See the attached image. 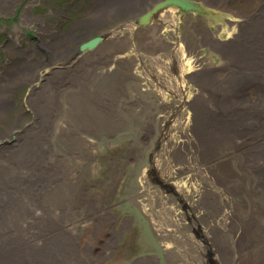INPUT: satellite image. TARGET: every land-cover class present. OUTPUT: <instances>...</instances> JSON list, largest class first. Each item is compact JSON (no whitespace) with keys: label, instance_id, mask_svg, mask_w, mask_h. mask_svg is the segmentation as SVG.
<instances>
[{"label":"rangeland","instance_id":"1","mask_svg":"<svg viewBox=\"0 0 264 264\" xmlns=\"http://www.w3.org/2000/svg\"><path fill=\"white\" fill-rule=\"evenodd\" d=\"M122 2L124 0H12L9 7L0 12V101L1 104L4 103V112L0 116V150L13 149L15 156H19V151L21 152L12 167L0 175V207L5 198L9 205L25 202V199L29 198L28 181L46 173L35 168L38 160H45L46 176L57 174L56 166L53 171L48 168L50 157L64 161L72 160L77 166L81 162L75 161L73 155L81 161L85 160V163L81 164L85 171L75 194V204L80 207L74 216L78 219L76 223L81 224L82 231L79 229V237L76 238L77 246H80L77 248L79 256H76L73 264L77 261L75 264H146L145 260H151L153 255H161L165 261L167 256L164 239L156 235L150 224L152 219L144 215L143 208L142 199H145L146 203L148 201L153 205L151 215L159 209L166 211L158 196L148 198L152 188H161L157 181L161 179L150 178V175L156 173L153 169L161 163L159 151L162 140L166 141L163 129L155 126V118L152 120L149 115L158 117L166 112V115L173 112L172 125L179 123L177 128L182 131L187 118H181V114L192 112L194 102L184 105L178 102L179 99H175L170 91L154 84L150 85L142 62L145 51L138 46L134 50L126 49L121 43L115 48L108 47V58L100 57L98 53L102 52L98 50V57L95 54L89 55L94 61H99L100 65L96 64L97 66L104 68L96 69V72L90 74H82L83 71L76 73V79L88 76L77 87H60L62 82L74 79L71 76L73 69L69 72L65 70L75 64L72 61L74 57L81 56L79 46L84 41L100 34L105 35L112 30H118V34H115L116 40L126 34L123 25L136 19L140 12L132 13L139 9L132 12L120 9ZM144 3L138 6L142 7ZM215 3L219 6L227 3L229 8L225 12L228 16L232 12L239 16L253 12L255 7L259 10L264 0H215ZM184 6L188 12H193L189 3H184ZM25 13L29 17H25ZM201 13L204 12L193 16L191 13H184L183 9L179 10V33L209 28L213 33L221 32L223 38L226 33L236 31L234 25L229 27L228 22L220 21L227 14L221 16ZM173 31L159 32L152 37L146 25H137L133 36L137 43L154 38L157 45L158 42H163L165 37L168 39L164 41L172 43V34L176 32ZM65 49L67 50L64 51ZM199 49L205 69L220 72L222 76L232 73L233 69L227 66L226 60L217 49L211 45H204ZM136 50L140 52L135 53ZM168 54L166 56L171 55ZM137 56L139 61L136 60ZM83 59L84 57L78 62L76 59L75 62L80 63ZM122 67L125 72L117 73ZM20 72H26L27 76L14 81ZM112 82L120 84L121 94L111 92L114 94L105 108L114 107L121 120L117 122V119H111L108 121V131L92 135V140L82 145L79 140L75 141V138H84L86 135L79 133L78 114L75 113L77 110L69 103V98L73 96L79 101L81 93L83 95L88 93V90L98 91L96 88L101 90L105 85L111 89ZM188 82L184 98L197 100L200 98V88L194 80L190 79ZM246 85L244 95L255 100L258 94L256 88L252 84ZM230 98L234 99L235 96L231 95ZM136 100L141 101L140 105ZM128 102L133 103L132 106L127 104ZM34 108L40 111L52 108L58 112L51 118L52 125L47 124L50 129L47 136L49 151L46 154L34 147L36 144H42L41 131L34 133L39 128H31L32 125H41L36 120ZM114 124L125 125V128H120V125L113 128ZM183 133L172 134L167 138L168 144L170 141L183 140L178 137ZM80 141L84 143V139ZM25 153L26 156H22ZM246 156L245 151L237 150L215 157L210 163L223 174L232 177L234 183L243 186L246 197L245 200H240L264 224V188L262 185L260 187L252 162H248ZM87 157L90 159H86ZM182 165L185 169L176 172L181 175L170 185L173 189L179 186L181 194L185 195L184 188L190 186L189 189H197V181H188V177H192L190 172L193 171L187 170V164ZM162 188L165 190L166 185H162ZM165 193L172 194L168 200V211L173 208L181 218L185 213L191 220L194 210L189 207L186 198L178 196L177 192ZM30 201H27L26 206ZM90 205L96 208L97 213H106L102 222L109 220L104 225L99 226L85 218L84 212L90 209ZM175 218L170 216V221L156 219L157 222L164 223L167 231L172 233L179 229ZM99 219L101 220V217ZM89 222L93 223L86 224ZM178 224L182 225L179 222ZM111 227L116 232L111 233ZM108 243L112 244V249L108 250L110 254H106L105 246ZM249 246L240 253L238 264H264V236Z\"/></svg>","mask_w":264,"mask_h":264},{"label":"bare ground","instance_id":"2","mask_svg":"<svg viewBox=\"0 0 264 264\" xmlns=\"http://www.w3.org/2000/svg\"><path fill=\"white\" fill-rule=\"evenodd\" d=\"M11 1L0 0V12L9 7ZM155 1L124 0L119 6L120 9L127 12L139 9L132 13L140 12L136 19L123 25L126 34L116 40L115 34H118V30H112L103 34L104 38L97 46L80 50L83 55L81 54L79 58L74 57L72 61L75 64L65 70L69 72L73 69L71 76L74 79L62 82L60 87H77L85 77L76 79V73L83 71L82 74H90L96 72V69L104 68L96 65H100L99 61L90 58L98 51L102 52V54L98 53L100 57L108 58L110 54L108 47L115 48L118 43L123 44L126 49L134 50L138 46L145 51L142 62L149 84L170 91L174 98H178V102L184 105L194 102L192 112L181 114V118H187L182 131L177 128L179 123L172 125L171 111H168L171 115H166L167 112L158 117L149 115L150 119L155 118V126L163 129L167 142L162 140L159 151L161 163L153 169L158 175L156 173L150 175V178L161 179H157L161 188H152L148 198L158 196L159 201L162 202L161 206L166 208V211L159 209L151 215L150 210L153 205L148 201L146 203L145 199H142L143 208L144 215L152 219L150 224L156 235L163 237L167 256L165 261L162 260L163 256L153 255V258L145 260V263L238 264L240 253L247 250L254 241L263 238L264 224L242 202L246 197L243 186L234 183L232 177L214 168L210 161L228 152L243 150L247 155V161L252 162L260 187L262 185L264 188V4L259 10L255 7L253 12L242 13L239 16L231 11L233 15L228 16L225 12L229 8L227 3L219 6L215 0ZM143 2L145 3L142 7L138 6ZM184 3H189L193 12H188ZM182 9L184 13H191L193 16H197L201 11L207 15L227 14L220 21L228 22L229 27L234 25L236 31L231 34L226 33L223 38L221 32L213 33L209 28L179 33L178 14ZM25 17L29 15L25 13ZM137 25H146L152 37L159 32L174 30L176 31L172 34L174 41L172 43L164 41L168 39L165 37L162 39L163 42H158L157 45L154 38L151 41L146 39L145 42L137 43L133 36ZM223 28L222 25V31ZM204 45H211L222 54L227 66L233 69L231 74L226 75L228 77L204 68L199 49ZM136 52L140 51L136 50ZM168 53L171 55L166 56L169 55ZM83 57L80 63H76ZM136 60L139 61V56ZM119 72H125V68L118 69L117 73ZM26 76V72H20L13 80H21ZM87 78L88 76L85 80ZM190 79L200 88V98L197 100L184 98ZM246 84H252L256 88L258 94L255 100L244 95ZM110 86L113 91L105 85L101 90L96 88L98 91L88 90V93L83 95L81 93L79 101L73 96L69 98V103L77 110L75 113L78 114L79 133L86 135L84 138H75V141L79 140L82 145L89 143L92 135L96 136L108 131V121L111 119H117V122L121 120L114 107L105 108L114 94L111 92L119 94L121 91L119 83L112 82ZM231 95L235 98L231 99ZM140 102L136 100L139 105ZM3 104L0 101V116L4 112ZM127 104L132 106L133 103ZM57 114V110L52 108L43 111L37 109L36 120L41 125L31 126L33 130L39 128L34 132L35 134L41 131L42 144H36L34 147L45 154L49 151L47 136L50 127L47 124L52 125L51 118ZM118 125L120 124H114L113 128ZM120 128H125V125H120ZM187 130L189 131L186 134ZM173 132H184L178 135L179 139L183 140L170 141L169 145L167 138H170ZM175 137L177 138L176 134ZM80 139H84V143ZM20 156V151L19 156H15L13 149L0 150V175L12 167ZM22 156H26V153ZM73 159L81 162L80 165H75L72 160L64 161L50 157L49 170L53 171L55 166L57 169V174L51 176H46L45 160H38L35 168L46 173L28 181L30 195L27 197L29 198H23L25 202H15L13 205H9L6 198L3 199L0 207V264H73L76 256H79L77 248L80 246H77L76 238L79 237L81 224L79 221V224L76 223L78 219L74 214L78 213L76 210L80 206L75 204V194L85 171L81 166L85 160H79L76 155H73ZM86 159L89 160L90 157ZM182 164H187V170L193 171L190 172L192 177H188V181H197L195 184L197 189H189L190 186L184 188L185 195L181 194L179 186L173 189L170 185L181 175L176 172L185 169ZM26 173L30 175L28 171ZM162 185H166L165 190ZM166 191L177 192L178 196L186 198L189 207L194 210L191 220L185 216V213L181 218L173 208L168 211V200L172 194H167ZM27 201H30L28 206H26ZM105 214L97 213L96 208L91 205L90 209L84 212L86 219L94 221L99 226L109 220L102 222ZM170 216L176 217L175 224L179 227L172 233L167 231L164 223H159L156 219L170 221ZM177 221L182 225L180 226ZM111 228L113 229L111 233L116 232L113 227ZM105 248L106 254H110L108 250L112 249V244L108 243Z\"/></svg>","mask_w":264,"mask_h":264},{"label":"water","instance_id":"3","mask_svg":"<svg viewBox=\"0 0 264 264\" xmlns=\"http://www.w3.org/2000/svg\"><path fill=\"white\" fill-rule=\"evenodd\" d=\"M103 38H104V37H103V34H100V35H98V36L92 37V38H90L89 40L84 41V42L79 46V48H80L81 51H84V50H86V49H91V48L97 46L98 43H99L100 41L103 40Z\"/></svg>","mask_w":264,"mask_h":264}]
</instances>
